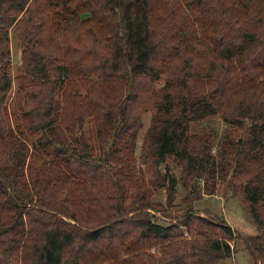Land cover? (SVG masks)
<instances>
[{
	"label": "trees",
	"instance_id": "trees-1",
	"mask_svg": "<svg viewBox=\"0 0 264 264\" xmlns=\"http://www.w3.org/2000/svg\"><path fill=\"white\" fill-rule=\"evenodd\" d=\"M214 113L215 152L191 131ZM200 179L248 209L264 264V0H0V264H228Z\"/></svg>",
	"mask_w": 264,
	"mask_h": 264
},
{
	"label": "rangeland",
	"instance_id": "rangeland-1",
	"mask_svg": "<svg viewBox=\"0 0 264 264\" xmlns=\"http://www.w3.org/2000/svg\"><path fill=\"white\" fill-rule=\"evenodd\" d=\"M10 48H11V73L13 81L11 88L9 90V101L8 104L11 105V102L14 103L16 100L14 94L17 89V81L15 76L20 72V43L19 40L12 34H10ZM165 78L160 77L154 86L158 87L164 82ZM12 108V107H10ZM154 111V106L152 103L149 104V107L141 113V126L137 133V148L136 154L140 153L139 145L142 143V137L149 126L150 117ZM87 126V125H85ZM227 124L221 119L218 113L209 114L204 119L194 122L191 124V131H198L202 133L212 132V137L214 140L213 152L215 148L217 149L218 143L221 139V135L224 130L227 128ZM160 170H163V164L159 167ZM173 173L178 177L180 169L172 166ZM149 174H146V177H149ZM218 191L213 194L202 193L204 189L203 179L198 181V186L200 192L202 193L200 197L196 198L193 201V206L195 212L210 217L214 220L224 219L229 223L238 234L230 241L233 246V253L228 258V264H254V257L246 248L243 236L256 233V226L254 221L248 211V209L240 204L236 198L231 195L230 189L225 188L223 185L217 183ZM178 195L174 199L175 205L171 207L169 213L165 217H160L159 221L162 223H168L173 219V216L180 214V209L183 208V204H180L181 197L186 193V188L177 182ZM155 198L159 200H164L165 192L163 189H158L154 193ZM181 206V207H180Z\"/></svg>",
	"mask_w": 264,
	"mask_h": 264
}]
</instances>
